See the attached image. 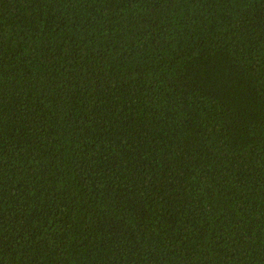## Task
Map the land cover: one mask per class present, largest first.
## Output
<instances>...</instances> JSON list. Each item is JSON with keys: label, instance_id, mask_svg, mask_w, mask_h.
<instances>
[{"label": "trees", "instance_id": "1", "mask_svg": "<svg viewBox=\"0 0 264 264\" xmlns=\"http://www.w3.org/2000/svg\"><path fill=\"white\" fill-rule=\"evenodd\" d=\"M0 264H264V0H0Z\"/></svg>", "mask_w": 264, "mask_h": 264}]
</instances>
